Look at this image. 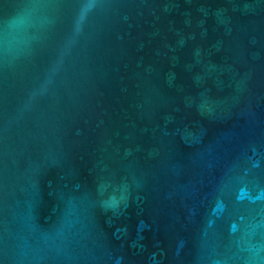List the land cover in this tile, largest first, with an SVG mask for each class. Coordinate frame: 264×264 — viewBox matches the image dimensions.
I'll list each match as a JSON object with an SVG mask.
<instances>
[{"label": "water", "instance_id": "1", "mask_svg": "<svg viewBox=\"0 0 264 264\" xmlns=\"http://www.w3.org/2000/svg\"><path fill=\"white\" fill-rule=\"evenodd\" d=\"M0 264H264V0H0Z\"/></svg>", "mask_w": 264, "mask_h": 264}]
</instances>
